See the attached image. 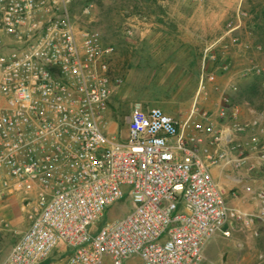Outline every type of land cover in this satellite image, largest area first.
I'll return each mask as SVG.
<instances>
[{
	"label": "built area",
	"instance_id": "obj_1",
	"mask_svg": "<svg viewBox=\"0 0 264 264\" xmlns=\"http://www.w3.org/2000/svg\"><path fill=\"white\" fill-rule=\"evenodd\" d=\"M81 1L0 0V206L18 203L30 222L0 264H44L55 251L64 264H203L232 224L260 236L264 112L247 116L224 92L184 121L135 101L114 133L105 113L124 82L117 46L80 21L93 6ZM244 74L264 86V66ZM123 198L131 210L99 226ZM8 229L0 215V238Z\"/></svg>",
	"mask_w": 264,
	"mask_h": 264
},
{
	"label": "rangeland",
	"instance_id": "obj_2",
	"mask_svg": "<svg viewBox=\"0 0 264 264\" xmlns=\"http://www.w3.org/2000/svg\"><path fill=\"white\" fill-rule=\"evenodd\" d=\"M89 2L93 4L92 11L89 14L79 12L80 21L100 32L105 43L117 46L120 56L116 57V65L121 73L127 66V60L123 57H128V39L148 37L181 40L190 37L194 41L191 71L195 72L193 77L184 76L182 80L197 84L200 75L198 68L202 69L201 88L207 83H215L217 76L225 75L227 78V89H218L221 85H216V89H162L171 79L143 76L144 85L159 83L160 87L116 89L105 113L111 126L114 127L125 113L130 112L135 101L161 107L168 114L184 121L196 101L200 108L216 109L223 92L244 105L247 116L251 115L249 109L264 112L262 80L255 75L244 74L253 65L264 66V0H82L77 6L81 8ZM206 44L211 46L206 52L207 59L203 57ZM178 47L180 50L183 46L181 44ZM139 50L134 47L129 53L130 63L141 59L143 68L140 71L145 75L150 72L153 74L160 54L144 51L143 48V52ZM178 55L181 60L182 53ZM204 60L207 63L210 61L208 65L206 62L204 65ZM211 73L215 74V80H205L203 83V77ZM216 176L221 182H226L225 176L218 173ZM226 191L234 205L249 209L247 204L250 199H246L247 195L240 187H226ZM130 202L123 198L113 204L100 218L99 226L125 216L131 210ZM0 215L6 217L9 228L0 238V253L5 255L30 222L18 203L0 206ZM241 227L240 224L238 227L232 224L230 236L220 234L213 243L211 260L208 261L205 255L203 264H237L233 237L235 229ZM65 258L60 251H55L44 264H64ZM254 261L244 264H255ZM106 263L110 264L109 261ZM124 264L143 262L135 258L125 260Z\"/></svg>",
	"mask_w": 264,
	"mask_h": 264
},
{
	"label": "crops",
	"instance_id": "obj_3",
	"mask_svg": "<svg viewBox=\"0 0 264 264\" xmlns=\"http://www.w3.org/2000/svg\"><path fill=\"white\" fill-rule=\"evenodd\" d=\"M127 42V47L130 49L126 51L128 52V57L123 55V59L127 60L126 70H124L122 73L124 82L121 86H118L115 89H158L160 87L159 83L154 85H149L148 83L147 85H144V82L142 81L143 76L158 77L159 79H171V82L169 84L165 83V85H163L164 88L162 89H216V85H221L218 89H227L228 85H226L227 78L225 75L217 76L215 83H207L204 88H201V68H198L200 75L198 77L197 84H189L187 81L184 82L182 80L184 76L193 77L195 72L191 71L193 70L192 67L194 62L192 53L194 41L190 37L181 40H164L159 38L152 39L148 37H142L138 40L128 39ZM181 44L183 47L185 46V49L182 47V49L179 50L178 46ZM134 47H138L140 52H143V50H141V48H143L144 51L160 54L161 58L156 62L157 65H155V69L153 70V72H155L153 74L150 72L145 75L140 71V68H143V66L140 65L142 63L141 59L139 61H135V65L130 63L131 59L129 58V53L134 50ZM210 47V45L206 44V47L204 48V58L207 55L206 52L208 49H210ZM180 52L182 53L181 60L179 59L178 55ZM117 56H120V54H118V48ZM198 62L200 64V60H198ZM205 62L206 61L204 60V65ZM208 71H210V69L207 70V72ZM120 123L121 119H119V122H117L114 127L111 126V129L114 133L115 131L122 128ZM123 134L126 135L125 128L123 130ZM252 204V200H249L247 207L251 209ZM257 226L260 231V236L258 237L253 235L252 227H241L235 229L233 240L235 242V258L237 259V264H244L245 262L251 263L253 262V259L255 260V263L258 254L264 253V223L258 221ZM235 227H238V225L235 224ZM219 235L215 236L209 243H207L205 247V255L208 258V261L211 260L213 243L219 237Z\"/></svg>",
	"mask_w": 264,
	"mask_h": 264
}]
</instances>
